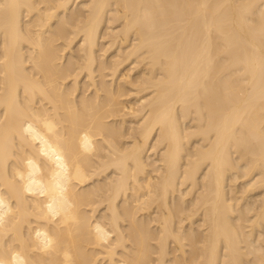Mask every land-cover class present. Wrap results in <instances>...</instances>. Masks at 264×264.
I'll list each match as a JSON object with an SVG mask.
<instances>
[{
    "label": "bare ground",
    "instance_id": "bare-ground-1",
    "mask_svg": "<svg viewBox=\"0 0 264 264\" xmlns=\"http://www.w3.org/2000/svg\"><path fill=\"white\" fill-rule=\"evenodd\" d=\"M0 264H264V0H0Z\"/></svg>",
    "mask_w": 264,
    "mask_h": 264
}]
</instances>
